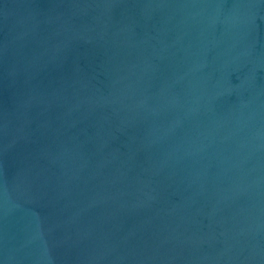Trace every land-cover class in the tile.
Masks as SVG:
<instances>
[{"label":"water","instance_id":"obj_1","mask_svg":"<svg viewBox=\"0 0 264 264\" xmlns=\"http://www.w3.org/2000/svg\"><path fill=\"white\" fill-rule=\"evenodd\" d=\"M0 264H264V0H0Z\"/></svg>","mask_w":264,"mask_h":264}]
</instances>
